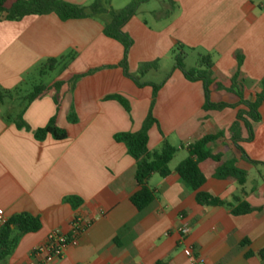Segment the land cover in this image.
Instances as JSON below:
<instances>
[{"label": "crops", "instance_id": "obj_1", "mask_svg": "<svg viewBox=\"0 0 264 264\" xmlns=\"http://www.w3.org/2000/svg\"><path fill=\"white\" fill-rule=\"evenodd\" d=\"M63 1L86 6L95 0ZM101 1L114 10L131 2ZM152 1L164 13L146 9L153 15L151 24L140 12ZM110 21L108 12L72 19L49 12L17 21L0 20L1 87L21 88L35 73V66L69 52L77 55L59 77L94 69L80 77L64 97L58 125L69 132L67 139L35 138L34 130L56 113L50 96L33 101L26 109L29 128L19 129L7 120L9 114L20 112L17 101L0 103V209L8 218L29 213L42 220L41 229L22 235L0 264H32L34 248L53 230L70 232L75 216L88 226L79 244L68 247L55 264H156L160 260L264 264L257 254L264 248V103L250 138L243 121L232 130L244 106L236 94L227 91L240 86L244 98L254 100L261 90L264 0H148L139 4L122 30L133 40L128 72L140 77L144 85L128 77L120 65L124 45L105 33ZM178 47L211 55L210 101L234 106L206 110L203 81L189 80L175 64L162 81L148 79L162 71L163 62L174 58ZM147 63L155 65L143 68ZM153 85L160 87L155 91ZM115 94L129 100L130 113L108 98ZM149 113L157 120L149 130V149H159L166 139L181 155L177 165L187 158L189 144L205 135L219 136L212 144L213 152L221 154L223 161L234 160L247 172L246 181L241 185L233 176L218 178L219 164L208 159L200 164L206 178L201 190L234 206L238 200L245 201L255 209L234 215L230 206L199 204L196 191L181 179L177 165L170 163L169 176L153 174L149 180L155 201L144 211L137 210L130 200L140 188L135 160L114 135L140 130ZM71 115L76 116L75 122ZM69 196L82 202L75 207L66 199ZM183 226L189 227L186 235L180 231ZM244 240L249 245L242 247ZM187 247L192 249L191 256L185 254ZM249 250L255 254L246 257Z\"/></svg>", "mask_w": 264, "mask_h": 264}, {"label": "trees", "instance_id": "obj_2", "mask_svg": "<svg viewBox=\"0 0 264 264\" xmlns=\"http://www.w3.org/2000/svg\"><path fill=\"white\" fill-rule=\"evenodd\" d=\"M146 1L148 0H131L130 4L125 8L114 10L106 8L101 0H95L92 4L86 6L68 3L63 0H0V20L17 21L25 16L41 15L49 12H56L63 19L96 17L108 12L111 16V21L106 25L105 33L110 37L118 39L124 45V57L120 65L128 77L134 79L139 85H144L146 82H141L140 77H133L128 72V55L133 40L122 30V27L124 22L135 14L139 4ZM173 54L175 68L180 69L186 78L189 80L203 81L205 96L204 108L206 110L234 106L224 102L213 103L210 101L209 85L212 83L211 73L213 68V61L210 54H198L197 67L191 69L186 68L185 61L188 53L183 47L175 48ZM76 55V52H69L67 55L60 56L59 58H49L44 63L35 66L33 71L45 74L47 71L52 72L59 69L60 73ZM154 65L147 63L142 67L148 68ZM92 70L94 69L85 73L68 74L64 77L58 76L49 83H39L27 94H24L20 88L6 89L0 86V103L15 100L21 106L20 112L13 115L9 114L7 120L13 122L19 129L23 127L29 128L24 119L26 109L33 101L50 96L56 104V113L45 126L34 130L35 138L41 141L45 140L48 136H52L56 140L67 139L69 132L58 125V118L64 97L74 89L80 77L92 72ZM236 77L234 82L236 81ZM259 85L261 90L255 93L254 100L245 99L242 89L239 88L240 86H233V88L227 89V91L236 94L240 99L239 104L244 106V108L239 110L237 121L233 125L232 130H236L239 122L243 121L251 132L250 138H252L253 123L261 120L259 108L264 103V79L261 80ZM153 86L155 91L160 87L159 85ZM108 98L117 101L127 113L131 112L130 102L123 95L115 94ZM70 120L71 122H75L77 118L71 115ZM154 123H157V120L149 113L140 130L134 132L121 131L114 135V139L117 142L123 143L129 155L135 160V177L140 188L130 197V200L139 211L147 209L156 199L155 190L149 187L151 176L153 174H158L161 177L169 176L171 174L170 163L178 151L166 139L159 149H149V130ZM218 137L215 135H205L189 144L187 147L188 156L177 165L176 172L190 189L196 191V200L199 204L203 206H230L232 207L231 211L234 215L248 214L255 208L247 202L238 200L239 203L234 206L218 196L201 190L206 178L200 168V164L208 159H213L219 164L216 173L218 178L233 176L241 185L246 181L247 172L237 167L234 160L223 161L221 154L213 152L212 144ZM239 148L241 149V147ZM244 157L254 162L245 152ZM66 199L75 207L79 206L82 202V199L77 196H69ZM41 227V218L29 213H18L8 218L7 222L0 226V261L10 255L22 235L39 231ZM246 245H249V240H244L241 243L242 247ZM254 254L253 251L249 250L245 256L251 257ZM257 254L264 261V248L260 249ZM231 256L232 254H229L225 260ZM156 264L170 263L160 260Z\"/></svg>", "mask_w": 264, "mask_h": 264}, {"label": "built area", "instance_id": "obj_3", "mask_svg": "<svg viewBox=\"0 0 264 264\" xmlns=\"http://www.w3.org/2000/svg\"><path fill=\"white\" fill-rule=\"evenodd\" d=\"M7 220L8 217L5 215L4 210L0 209V226L5 224ZM87 226L88 223L84 222L80 216H75L71 223L70 232L66 233L58 229L50 232L46 239L34 248L35 262L32 264H55L60 261L68 247L79 244V237ZM180 231L183 235H186L189 232V227L183 226ZM185 254L191 256L192 249L187 247Z\"/></svg>", "mask_w": 264, "mask_h": 264}, {"label": "rangeland", "instance_id": "obj_4", "mask_svg": "<svg viewBox=\"0 0 264 264\" xmlns=\"http://www.w3.org/2000/svg\"><path fill=\"white\" fill-rule=\"evenodd\" d=\"M123 1L124 0H114L116 5H121L123 3ZM155 4L156 3L154 1H152L149 4L145 3L141 9V12H140L143 15V17H145L149 21V23H151V24H152V20H153V15L149 11H146V9L157 8L159 10L158 11L159 14L162 15L164 13V11H162V8L160 6H157V5L154 6ZM186 51L188 53V58L185 61L186 68L191 69V68L197 67V63H198L197 53L193 52L192 50H188V49H186ZM174 64H175V62H174L173 57H172V59H170L168 61H164L162 71L159 74L151 75L150 77H148V79H152L153 81H156V83L159 81H162L165 77V73L167 71H169ZM58 75H59V69H56L55 71H52V72L47 71L45 74L40 73V72H35L26 80V82L24 83V85L20 89L23 91L24 94H27L33 89V87L35 85L42 83V82L43 83H49L53 79L57 78ZM144 79H147V77H145ZM209 90L211 91V84L209 85ZM180 158H181V155L176 154L173 161L171 162V166L172 167L176 166L177 163L179 162Z\"/></svg>", "mask_w": 264, "mask_h": 264}]
</instances>
